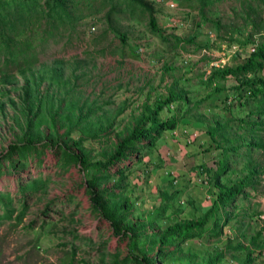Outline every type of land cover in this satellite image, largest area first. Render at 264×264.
<instances>
[{
	"label": "rangeland",
	"instance_id": "1",
	"mask_svg": "<svg viewBox=\"0 0 264 264\" xmlns=\"http://www.w3.org/2000/svg\"><path fill=\"white\" fill-rule=\"evenodd\" d=\"M144 1L154 9L160 35L131 0H70V20L55 26L36 11L17 19L22 4L2 0L1 22L14 23L13 45L23 43L27 50L6 62L0 38V264H113L131 251L153 256L151 235L158 228L199 219L211 207L213 173L225 159L221 148L241 147L226 156L223 185L246 173L250 163L264 171V151L246 149L253 136L264 137V126L247 125L255 120L258 101L240 102L232 77L209 83L216 68L212 62L223 59L224 66H232L241 61L232 47L246 52L231 43V38L243 39L239 32L251 31L244 25L241 1L212 0L203 8L199 0ZM6 27L7 36L13 31ZM171 88L186 92L189 102L173 105L162 118L177 114L179 129L193 130L196 137L175 147L157 143L139 163L136 158L127 162L124 189L115 200L129 199L131 219L147 224L139 240L130 243L114 237L109 223L91 212L85 185L91 171L66 163L62 154L76 151L88 163L104 161L144 104L164 98ZM211 128L219 129L214 138L207 133ZM14 143L28 150L18 147L17 155L5 158ZM186 155L194 159L187 171L181 162ZM171 162L181 169L178 174ZM200 165L208 184L196 183L200 191L192 190L193 196L190 175L198 178ZM261 179L256 193L237 199L221 236L206 233L171 247L162 264H245L249 252L250 264H264V174ZM103 182L101 188L111 187L115 179ZM172 194L174 199L166 198ZM165 207L164 214L159 212ZM220 253L223 257L211 263Z\"/></svg>",
	"mask_w": 264,
	"mask_h": 264
},
{
	"label": "trees",
	"instance_id": "2",
	"mask_svg": "<svg viewBox=\"0 0 264 264\" xmlns=\"http://www.w3.org/2000/svg\"><path fill=\"white\" fill-rule=\"evenodd\" d=\"M15 5L22 7L16 9L17 19L23 18V14L32 15L34 11L39 12L50 24L55 26V21H69V2L70 0H13ZM140 5L148 14V23L151 31L157 35L161 31L157 25L155 12L153 7L144 0H131ZM219 1V0H216ZM241 5L246 10V18L244 19L245 27H250L251 31L244 35L239 32L243 39H232L231 43L238 44L241 48H248L253 43V36L264 33V0H240ZM201 7H205L212 0H199ZM2 0H0V8H2ZM14 12V13H15ZM13 13V14H14ZM0 14V31L1 37L4 39V44L1 50L6 62H13L20 53L27 50L26 45L21 43L17 48L13 45L16 39L14 23H2ZM5 24V25H2ZM217 25V24H216ZM6 26L13 32L5 35ZM4 28V29H3ZM264 37V36H262ZM14 38V39H13ZM120 40L125 43L126 38L120 35ZM181 41L180 39H177ZM190 41V40H189ZM187 41V42H189ZM23 45V46H22ZM16 56V57H15ZM235 57L241 61L232 66H224L215 68L210 77V84L215 80H225L232 77L236 86L234 90L237 92L238 99L257 100L258 107L255 114V120L247 123L251 128H262L264 126V38L259 42L255 51L251 54H235ZM10 60V61H9ZM219 89L216 88V91ZM189 102L186 92L176 91L174 88L168 90L164 98H157L152 103H145L134 126L130 131L122 137L114 146L113 151L104 161H95L88 163L86 156L82 153L65 151L62 158L66 163L78 164L82 171H91L92 178L85 180L87 195L90 201V210L100 219L109 223L110 229L114 237L122 240L127 239L130 243L137 242L145 232L147 224L143 222L133 221L131 219V204L129 199H119L117 192L124 189L123 185L127 179L129 166L127 164L141 161L144 152L152 150L157 141L161 138L165 131L175 130L180 126V118L177 114L171 117L162 118L164 112H170L171 106L175 104L186 105ZM260 103V104H259ZM254 115V114H253ZM220 127V124H218ZM224 128V127H222ZM218 128L207 130L208 135L214 138L218 132ZM255 134L259 131H254ZM260 132V131H259ZM256 136V135H255ZM27 145L32 143L28 141ZM23 145L11 144L5 158L11 159L13 155H17L19 148L25 149ZM217 148H221L218 144ZM241 147L221 148L225 159L217 164V170L213 173V186L215 188L214 198L209 210L196 220H186L180 223L167 224L164 228H158V231L153 233V244L156 245V250L153 256L145 253H134L131 251L121 260H115L113 264H162L170 255L165 250L169 248H179L183 243L203 236L205 233H210V236L219 237L223 227L230 220L234 205L238 198H246L249 192L256 193L258 187L263 180L261 179L264 171L258 165L249 164L246 173L238 177L229 185H223L220 181L221 177L229 171L228 158L226 157L229 151H238ZM246 149H257L264 151V137H252L251 141L246 145ZM28 149L26 148V151ZM15 162H11L12 168H15ZM207 170L203 165L199 167V174ZM115 184L111 187L104 186L101 188L103 181L114 180ZM176 194V193H175ZM175 194L166 195L168 199H174ZM11 204V199L5 203ZM167 207L159 208V212L165 213ZM7 213V211H6ZM10 214V213H8ZM8 214L5 217H8ZM211 223V227L208 225ZM149 226L153 225V220ZM258 233L252 240V245L257 241ZM243 249V248H242ZM240 249V250H242ZM247 250V249H245ZM252 253L249 252L245 264L253 262L251 260ZM223 255L220 253L210 262H218Z\"/></svg>",
	"mask_w": 264,
	"mask_h": 264
},
{
	"label": "crops",
	"instance_id": "3",
	"mask_svg": "<svg viewBox=\"0 0 264 264\" xmlns=\"http://www.w3.org/2000/svg\"><path fill=\"white\" fill-rule=\"evenodd\" d=\"M181 126H179L178 128H176L177 130L180 128ZM185 128V127H184ZM182 129H183V127H182ZM187 129V128H186ZM189 131H191V132H193V130H190V129H188ZM173 133V130L172 131H165L163 134H162V136H161V138L157 141V143H159V144H161V145H170V146H172V147H175L176 145H181V142H183L184 143V141H185V137L183 136V135H173L172 134ZM186 143V142H185ZM184 143V144H185ZM163 148H164V146H163ZM166 149V148H165ZM181 150H182V148H181ZM189 152V151H188ZM184 153H186V154H188L186 151H184ZM184 153H182V154H184ZM185 155V154H184ZM186 158H183L182 160H181V162H182V167H184L185 169H186V171L188 170L187 168H188V166H189V169L191 168V166H192V163H193V160L194 159H191L190 161H189V155H186L185 156ZM171 171L173 172L174 171V174H178V172L181 170V169H179V168H175L174 166H176V165H173V163L171 162ZM190 189H189V192H190V194H193V196H195L194 195V192L192 191V190H195V188L197 189L198 188V186H196V182H195V178H194V175L192 174V175H190ZM198 190L200 191V188H198ZM179 193V192H178ZM179 195V194H178ZM208 197V196H207ZM237 207H238V205H237V201H236V203H235V205H234V209H233V211H232V215H234L233 214V212L237 209ZM231 215V216H232ZM206 234V233H205ZM207 235H208V237H210V233H207ZM211 238H213V236H211Z\"/></svg>",
	"mask_w": 264,
	"mask_h": 264
},
{
	"label": "built area",
	"instance_id": "4",
	"mask_svg": "<svg viewBox=\"0 0 264 264\" xmlns=\"http://www.w3.org/2000/svg\"><path fill=\"white\" fill-rule=\"evenodd\" d=\"M260 38L258 37H255V39L253 40V43L246 49V52L243 54V56H245V54H251L255 51L257 45L259 44ZM224 47V46H223ZM232 53L233 55H235L236 53L238 54H242L241 53V49L240 48H237V47H232ZM226 63L225 60L221 59L220 62L216 61V62H212L211 63V66H214L216 68H220L222 66H224ZM172 108V106H171ZM173 135H183L185 137V142L186 144H190L194 141V138L196 137L195 134L191 131H189L188 129L186 128H183V129H175L173 130ZM195 182L198 184V185H201V186H206L208 184V178H207V175L205 172H202L199 174V177L195 179ZM173 185H177V182L176 180L173 181Z\"/></svg>",
	"mask_w": 264,
	"mask_h": 264
}]
</instances>
